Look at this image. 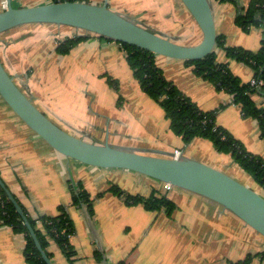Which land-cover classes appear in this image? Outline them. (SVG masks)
<instances>
[{"label": "crops", "instance_id": "0c3cea01", "mask_svg": "<svg viewBox=\"0 0 264 264\" xmlns=\"http://www.w3.org/2000/svg\"><path fill=\"white\" fill-rule=\"evenodd\" d=\"M3 1L2 12L9 7V0ZM77 1L111 5L110 0ZM123 1L114 0V4L121 6ZM250 1L213 0L217 34L224 42L223 47L217 45L215 49L217 60L227 64L243 83L255 79L254 70L230 59L225 48L241 47L258 52L262 47L264 26L247 32L236 22L240 7H246ZM11 2L18 9L51 3L49 0ZM140 8L144 12L140 14L145 17L132 11H124L122 15L152 27L155 33L167 32L143 20L148 14L158 19L153 15L156 11L162 21L174 24L176 31L181 28L179 4L169 0H141ZM113 10L122 12L119 8ZM190 19L195 22L192 16ZM195 29L191 31L194 36ZM173 35L167 32L166 36L173 40ZM81 36L88 38L75 45L69 54L58 53L60 40ZM0 59L19 87L26 91L32 75L42 81V77L55 74L56 68L58 74L67 71V85L61 88L57 78L52 87L48 78L41 90L29 95L44 107L53 122L77 137L99 144L108 141L116 147L147 155L186 157L218 170V161L237 164L231 155L218 152L208 140L195 138L185 143L172 132L161 105L142 91L119 42L70 27L25 25L0 36ZM156 63L165 77L201 110L219 111V127L243 145L242 139H247L256 155L260 154L256 151H264L258 140H263L258 121L244 117L232 95L198 77L184 60L156 56ZM47 91L54 94L44 98ZM57 91L61 93L56 94ZM62 94L68 97L59 98ZM253 98L264 109V95L257 93ZM254 139L256 144L252 142ZM0 177L30 218L58 217L65 211L72 219L74 232L70 242L75 256L67 259L61 248L51 243L48 251L54 264H239L248 257H252L250 264H264V237L230 211L199 195L132 171L91 167L61 155L30 129L1 96ZM122 180L139 187L134 195H165L175 204V210L167 214L164 210H148L142 204L129 205L124 196L112 192L114 187L121 188ZM1 189L0 186V200ZM75 191L86 192L91 206L75 204ZM25 248V237L0 220V264H27ZM253 248H258L254 257Z\"/></svg>", "mask_w": 264, "mask_h": 264}, {"label": "water", "instance_id": "95a60500", "mask_svg": "<svg viewBox=\"0 0 264 264\" xmlns=\"http://www.w3.org/2000/svg\"><path fill=\"white\" fill-rule=\"evenodd\" d=\"M202 33L194 46L157 34L134 20L111 10L108 3L87 4L79 1L51 2L31 7H9L0 13V36L25 25L70 27L121 44L147 50L157 56L195 61L206 58L217 47V28L213 0H180ZM0 96L20 119L61 155L85 165L104 169L132 171L171 187L179 188L217 203L233 213L264 237V196L226 173L186 157H160L134 152L77 137L53 122L17 85L0 59ZM0 186L15 205L47 264H54L42 248L23 208L0 177Z\"/></svg>", "mask_w": 264, "mask_h": 264}, {"label": "trees", "instance_id": "16d2710c", "mask_svg": "<svg viewBox=\"0 0 264 264\" xmlns=\"http://www.w3.org/2000/svg\"><path fill=\"white\" fill-rule=\"evenodd\" d=\"M236 22L247 32L254 27L264 26V0H251L246 7H240ZM87 38L88 36L68 37L59 42L57 51L59 54L67 55L75 45ZM217 45L219 47L224 46L222 37H218ZM123 48L128 65L142 91L161 105L174 134L182 137L185 143H190L195 138L212 142L218 152L231 155L235 162L264 188V159L249 153L241 142L226 129L217 125V113L219 111L205 112L186 97L173 82L165 77L156 63L157 55L154 53L128 44H123ZM225 52L230 59L252 67L255 72L254 78L263 81L260 86L261 90L260 87L253 86L251 83H243L231 72L227 64L218 62L215 52L204 59L185 62L198 77L207 80L218 90L232 95L233 102L241 109L242 115L258 121L261 138L264 141V109H260L253 98L257 93L264 95V42L258 52H251L241 47L225 48ZM1 192L0 220L16 233L25 237L27 264H47L15 205L3 189ZM112 192L118 196H124L129 205L142 204L148 210H164L167 214H172L176 208L175 204L163 194L154 193L149 197L132 196L126 195L119 187H114ZM74 193L75 204H89L91 206L90 196L86 192L75 191ZM25 214L27 215L26 212ZM27 217L49 258H51V253L48 249L51 243L59 246L67 259L70 260L75 256L70 242V237L74 232V224L65 211L58 217H41L37 220L28 215ZM251 261L252 257H248L246 261L239 264H250Z\"/></svg>", "mask_w": 264, "mask_h": 264}, {"label": "rangeland", "instance_id": "374dc122", "mask_svg": "<svg viewBox=\"0 0 264 264\" xmlns=\"http://www.w3.org/2000/svg\"><path fill=\"white\" fill-rule=\"evenodd\" d=\"M3 0H0V8H1V4L4 3V1L2 2ZM27 2V0H25ZM105 2L107 0H104ZM111 1V5L109 6V3H108V6L111 10H113L114 8H119L120 10H122V12H119L120 14H122L124 11H132L133 14H140V13H144V12H141V0H135L133 2H126L127 0H124L122 3H120L121 6H116L114 4V0H110ZM171 2H174V5L176 4H179L180 8H181V12H182V16L180 17L181 21H182V24L181 25V28L179 30H175L173 28L174 24L172 23H169V22H166V21H162L158 15L160 14L159 12H156L160 9L161 5L157 8H153L154 10L156 11H153V15H157V18H154V17H150V14H148V17L146 18H143L144 21H147L149 22L150 24L152 25H159L158 27H162V28H165L167 29V32L170 33V35H173L174 33L175 34H179L180 32H182L181 34H179V36H176V35H173V37H175V39L173 40H178L177 42H183L182 44H185V45H188V46H194V45H197L201 40H202V33L200 31V29L196 26L195 22L192 20L191 21V16L190 14L184 9V7L182 6V4L179 2V0H169ZM243 6V5H242ZM179 8V10H180ZM1 10V9H0ZM115 11V10H113ZM115 12H118V11H115ZM0 13H2V11H0ZM140 16L142 17H145V14H140ZM179 21H177L176 23H179ZM143 26V25H142ZM146 26V25H145ZM144 26V27H145ZM195 29V36L194 34L191 33V31L193 30L194 31V28ZM18 28V27H17ZM146 28H150L149 30L152 29V27H146ZM16 29V28H15ZM12 31V30H11ZM152 31V30H151ZM9 32V31H8ZM167 32H162L161 34H166L167 35ZM5 34V33H4ZM158 34V33H157ZM165 35V36H166ZM172 37V38H173ZM60 41H64V40H60ZM179 42V43H180ZM57 70V68H56ZM56 70H55V74H53L51 76L50 75H46L43 78L42 81H39L37 79V76L33 77L34 75H32L31 77V82L28 83V88H27V91L24 89V87L20 86V88L25 92V94L27 96H29V98H33L31 95L29 94H36L39 90H41L46 84H47V81L49 80V85L52 84V87L54 86V80L55 79H59L60 80V83H61V88L63 87V85H67L68 84V75H66V70H63L64 73H61V74H58L56 73ZM49 78V79H48ZM48 79V80H47ZM17 83V82H16ZM18 85V83H17ZM19 86V85H18ZM27 87V86H26ZM260 90H261V87H260ZM61 92L60 91H57L56 94H60ZM93 93H95L93 91ZM43 94V92L40 93V95ZM51 96L52 94L54 93H48L45 92L43 95H44V98H48L49 95ZM89 96H91V91L88 93ZM59 98L61 97H65V99L68 97V95H65V94H62L60 96H58ZM91 100L93 101H96L97 99H94L92 98ZM32 101L35 103V105L42 111L44 112V107H42L40 104H38L34 99H32ZM45 104H47V100H44ZM260 108V107H259ZM261 109V108H260ZM45 113V112H44ZM49 115V113H46ZM58 123V122H57ZM60 125V123H58ZM67 130V129H66ZM261 131V130H260ZM68 132H72V131H68ZM243 143H244V147L246 148V150L253 154V155H256L257 153H254L251 151V146H252V143H250L249 141H247V139H242ZM262 145V147L264 148V141L263 140H260L258 139ZM241 141V140H240ZM255 143V139L252 141ZM256 144V143H255ZM258 148V147H257ZM257 150H261V149H257ZM259 154V156L261 155L262 158L264 159V151H256ZM262 152V154H261ZM203 163V162H202ZM204 164H207V163H204ZM209 166H211L210 164H207ZM234 164L230 162V164H224L223 162L221 161H218L217 162V168L220 169V171L226 173L227 175L231 176L232 178H234L235 180L239 181L240 183L250 187L251 189H253L254 191L258 192L259 194L263 195L264 196V188H262L257 182L256 180L254 179V177L250 174H248L247 172H245L241 167H239L238 164H235V166H233ZM237 167V168H235ZM124 173V172H123ZM135 173V172H134ZM123 175V174H122ZM123 183H121V188L123 189V191L126 193V195H134L133 192H136V190H140L139 187L137 186H132V185H128L129 183L125 180H122ZM125 182H127L128 184H126ZM104 186H107V185H104ZM101 188V187H100ZM105 188V187H103ZM258 248H253V257H254V252H256ZM263 255V253L261 254Z\"/></svg>", "mask_w": 264, "mask_h": 264}, {"label": "built area", "instance_id": "2783aa9c", "mask_svg": "<svg viewBox=\"0 0 264 264\" xmlns=\"http://www.w3.org/2000/svg\"><path fill=\"white\" fill-rule=\"evenodd\" d=\"M57 2H62V1H57ZM251 84H252L253 86L260 87V86L263 84V81H262V80H258V79H254V80L251 82ZM168 186H169V185H168ZM169 187H171V186H169Z\"/></svg>", "mask_w": 264, "mask_h": 264}]
</instances>
